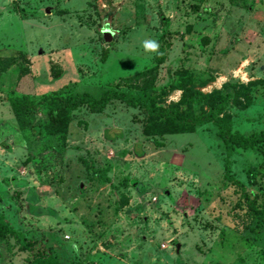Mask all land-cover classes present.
Segmentation results:
<instances>
[{
    "label": "rangeland",
    "instance_id": "obj_1",
    "mask_svg": "<svg viewBox=\"0 0 264 264\" xmlns=\"http://www.w3.org/2000/svg\"><path fill=\"white\" fill-rule=\"evenodd\" d=\"M0 57L14 59L0 72V213L29 243L6 235L0 264L47 253L64 264H263L264 224L248 205L264 209V144L232 149L226 175L210 123L154 144L142 110L111 100L99 113L70 110L57 134L41 108L18 125L6 97L117 89L167 105L186 69L194 89L228 93L193 114L227 112L234 132L264 130V0H0ZM152 67L151 87L138 89ZM247 81L251 105L235 109L222 83Z\"/></svg>",
    "mask_w": 264,
    "mask_h": 264
},
{
    "label": "trees",
    "instance_id": "obj_2",
    "mask_svg": "<svg viewBox=\"0 0 264 264\" xmlns=\"http://www.w3.org/2000/svg\"><path fill=\"white\" fill-rule=\"evenodd\" d=\"M18 56L24 60V55L19 54ZM160 60L161 57L157 60V63H159ZM13 62L14 59L12 57H0V72L5 71ZM18 71L20 74H25L27 72L26 68L21 69L20 66ZM50 72L52 77H57L59 69L54 68V66L51 65ZM146 72L149 74V78L146 80L147 82L142 83L138 89L147 90L151 87L155 78L156 68L152 67ZM177 73L179 74L178 80L169 85L168 88L170 90H178L180 93L177 100L172 101L167 105L157 104L155 102V96L153 95H147L144 98L131 97L125 92L117 89H105L99 93L98 97H94L88 92H81L67 97L56 92H52L42 94L36 99H32L30 96L25 94H18L6 97V101L18 125H22V122L24 121L23 114L29 113L37 108L44 109L47 119L45 128H47V131L57 134L65 132V127L70 120V110L83 104L89 111L99 113L111 100H117L129 107L142 110L144 113V120L141 132L143 135L149 137L150 141L154 144H158L154 139V136L173 133H187L191 132L198 125L210 123L215 126L216 136L220 140L224 149L226 164L225 173L227 175L228 156L230 155L232 149H251L257 145L264 144V130L250 132L247 134L234 132L231 128L230 114L227 112H223L220 115L215 114L212 111H203L199 114H193L192 107L194 104L199 103L201 105L214 108L217 104L224 101L228 93L222 94L219 89H212L209 92L202 93L193 88L194 74L192 72L186 71V69H180ZM144 74L146 73H142L141 77H143ZM251 84V81H247L245 83H222V88L226 89L229 87L231 89V92H229V102L235 109L243 110L251 105V97L249 94V87ZM84 167L87 171L91 169V167L86 165V163H84ZM228 178H230V176H228ZM103 180L107 179L104 177ZM234 183L240 185L238 181H234ZM126 201V197H122L121 205H124ZM248 208L255 220H259L260 224H264V209H257L253 204H249ZM6 235H12L15 242L19 245V248H26L29 246V243L24 240L23 236H21L19 232H16L3 220L0 213V240L5 239ZM27 264L64 263H61L55 255L47 253L45 255H36L31 260H28ZM66 264L75 263L68 262Z\"/></svg>",
    "mask_w": 264,
    "mask_h": 264
},
{
    "label": "clouds",
    "instance_id": "obj_3",
    "mask_svg": "<svg viewBox=\"0 0 264 264\" xmlns=\"http://www.w3.org/2000/svg\"><path fill=\"white\" fill-rule=\"evenodd\" d=\"M144 47L146 51L157 52L159 44L156 41L150 40L145 42Z\"/></svg>",
    "mask_w": 264,
    "mask_h": 264
},
{
    "label": "water",
    "instance_id": "obj_4",
    "mask_svg": "<svg viewBox=\"0 0 264 264\" xmlns=\"http://www.w3.org/2000/svg\"><path fill=\"white\" fill-rule=\"evenodd\" d=\"M101 35H102V38L105 42L109 41V38H110V35L112 34L111 31H109L108 29H102L100 31ZM177 249H178V244L176 243L175 244V252H177Z\"/></svg>",
    "mask_w": 264,
    "mask_h": 264
}]
</instances>
